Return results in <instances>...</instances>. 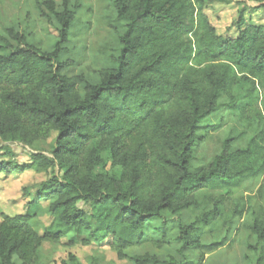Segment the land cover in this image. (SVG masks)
Returning <instances> with one entry per match:
<instances>
[{"label": "trees", "instance_id": "obj_1", "mask_svg": "<svg viewBox=\"0 0 264 264\" xmlns=\"http://www.w3.org/2000/svg\"><path fill=\"white\" fill-rule=\"evenodd\" d=\"M220 1L114 0L126 30L117 66L101 69L97 83L64 74L72 62L59 60L75 20L70 0H63L61 11L55 0L46 1L59 24L52 51L13 29L0 33V50H12L0 53V156L8 151L3 143L33 147L57 133L52 157L35 152L30 163L0 160V174L49 172L37 198L49 201L52 216L41 234L32 224L35 212L3 214L0 264H38L46 244L73 248L79 241H109L119 259L132 264H179L173 256L128 251L145 241L150 225L177 217L182 255L203 247V227L230 225L248 212L254 220L245 259L264 264V25L240 14L238 35H219L205 9ZM221 109L255 134L237 146L246 131L234 125L213 160L196 166L209 133L204 120ZM258 177L263 180L255 194L232 198ZM231 199L235 206L228 209ZM204 202L213 208L185 223L182 212L201 210ZM152 242L162 249L170 241L164 234ZM60 264L83 262L70 252Z\"/></svg>", "mask_w": 264, "mask_h": 264}, {"label": "rangeland", "instance_id": "obj_2", "mask_svg": "<svg viewBox=\"0 0 264 264\" xmlns=\"http://www.w3.org/2000/svg\"><path fill=\"white\" fill-rule=\"evenodd\" d=\"M39 1L44 12L53 19L52 23L42 15L37 5ZM48 0H0V33L8 36V29H13L26 36L28 43L44 51L54 50L59 39L58 21L49 10ZM55 8L61 11L63 0H55ZM70 9L75 13V20L69 31V40L64 44L59 60H70L72 63L64 74H84L92 83L100 81L99 71L104 68L117 66L122 43L121 35L126 30V21L120 20L114 8V0H70ZM205 12L217 33L224 37H236L239 33L237 26L240 14H243L247 23L264 25V0H223L208 4ZM15 46L17 42L13 43ZM11 49H1L0 53L9 54ZM83 87L81 86V90ZM227 109L204 120L208 126V137L200 143L196 153V166L210 163L221 149L222 142L230 129L236 125L237 131L245 129L246 137L240 140L237 146H246L249 139L255 134L254 130L243 128L233 119ZM225 124L220 128L219 123ZM57 133H52L46 141L37 142L33 147L21 143H3L8 151H3L0 160L14 158L20 163H30L32 153H43L52 157V150L56 144ZM13 153V157L9 155ZM49 172H39L33 169L24 172H14L10 175L0 174V220L3 214L10 216L25 214L28 210L35 212L32 224L39 233L52 222L49 212V201L39 200L37 191L41 183L49 177ZM263 177L245 181L236 189L232 198L253 195L257 192ZM217 196V192H213ZM257 206V201H253ZM207 204V206H206ZM213 203L204 202L201 210L182 212V219L190 224L201 216L204 211L211 210ZM87 212L90 207L83 202L79 203ZM228 209L233 208V199L226 202ZM230 225L221 223L209 224L203 227L201 236L203 247L186 250L182 255L178 253L180 243L177 240V217H172L166 224L155 222L146 230V239L138 247L130 249L131 255L149 252L157 254L161 260L173 256L179 264L192 261L199 264H248L245 259L247 244L251 240V231L248 225L253 222L251 213L232 218ZM166 234L169 243L162 249L157 248L152 240L160 239ZM66 242V239H63ZM72 252L83 264H88L91 257L97 259L98 264H132L127 259H119L117 253L109 245V241L102 244L83 245L80 241L73 248L68 246H51L46 244L43 250V259L38 264H60Z\"/></svg>", "mask_w": 264, "mask_h": 264}]
</instances>
